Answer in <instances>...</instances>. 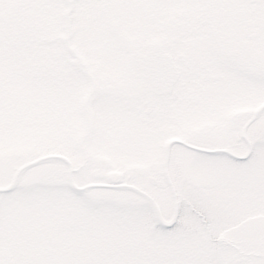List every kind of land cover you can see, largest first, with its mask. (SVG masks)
Wrapping results in <instances>:
<instances>
[{
	"label": "snow or ice",
	"instance_id": "6c2138e0",
	"mask_svg": "<svg viewBox=\"0 0 264 264\" xmlns=\"http://www.w3.org/2000/svg\"><path fill=\"white\" fill-rule=\"evenodd\" d=\"M240 6L229 0H0V34L10 24V10L44 7L68 12L63 18H49L38 37V47L53 63L32 85L44 123H56L60 129L59 143L32 142L10 159L2 131L6 112L0 103V174L15 171L16 180L13 188L0 192V264H264V235L234 249L226 259L197 250L140 252L114 246L58 251L38 243L62 236L59 231L44 223L13 224L9 219L11 201L20 191L45 199L53 189L66 190L73 206L85 212L119 203L148 211L164 193L176 205L177 217L164 226L165 233L181 234V218L190 207L199 209L207 232L222 228L225 220L204 208V174L246 166L264 147L260 141L249 146L248 156L235 154L241 150L242 136L251 135L255 119L264 112L243 127L242 121L226 122L218 109L240 74L239 64L219 50L193 49L179 36L157 43L144 28L111 26L99 17L85 22L83 13ZM244 6L261 9L264 3L244 0ZM130 134L157 169L154 178L149 179L153 169L108 175L110 165L100 169L93 163L98 151H123Z\"/></svg>",
	"mask_w": 264,
	"mask_h": 264
},
{
	"label": "rangeland",
	"instance_id": "374dc122",
	"mask_svg": "<svg viewBox=\"0 0 264 264\" xmlns=\"http://www.w3.org/2000/svg\"><path fill=\"white\" fill-rule=\"evenodd\" d=\"M32 2L44 4L48 0ZM142 9L148 14L147 19L142 20L140 14L134 22L129 20L131 9L103 14L83 13V16L85 22L95 21L99 17L111 26L150 28V36L146 31L145 34L152 41L159 42L162 19L157 17L158 9ZM177 9L182 16L179 24L187 29H193L196 23L205 24L208 20V15H199L197 9ZM256 12H260L264 22V8ZM244 13L245 19H254L248 9ZM67 14L66 9L44 7L10 10V24L0 34V103L6 112L2 131L10 159L32 142L42 141L55 145L61 139L56 123H44L45 117L36 105L32 85L43 68L53 63L44 55V49L38 47V37L46 29L49 18H63ZM167 18L166 24L170 22ZM252 30L255 29L248 28L247 33ZM257 32V38L247 36V41L240 44L243 49L237 57L223 53L234 59L241 71L220 99L218 109L226 122L242 121L243 127H247L258 114L264 112V33L261 34L259 30ZM59 38L63 39V34ZM200 46L208 50L212 47L207 41L205 44H194L193 49H199ZM255 109L257 114L251 118ZM49 119L55 120L54 117ZM205 123L211 124L214 121L206 119ZM249 131L251 135H243L241 138V150L235 153L238 157L248 156L250 145L264 141V117L255 119ZM122 147L124 150L119 153L98 151L93 157V163L100 168L97 161L106 159L107 165H110L106 169L108 175L112 171L120 174L123 171L145 173L153 169L149 177H155L157 169L139 151L134 134L124 138ZM14 173L0 174V189L12 182ZM15 184L16 180L12 188ZM203 186L208 194L204 208L211 216L225 220V225L215 233H209L202 227L204 217L195 207H190V211L181 218L182 231L179 236L165 233L164 227L153 218V208L156 206L158 209L159 222L167 225L174 220L176 205L164 193L152 202L148 211L134 204L119 203L99 212H85L73 206L72 194L66 190L53 189L45 199H37L31 192L20 191L11 201L9 219L13 224L36 226L44 223L54 231H59L62 236H53L38 243L41 248L58 251L114 246L140 252L197 250L226 259L233 254L234 249L253 244L264 235V147L258 150L257 156L246 166H226L207 171L203 176Z\"/></svg>",
	"mask_w": 264,
	"mask_h": 264
},
{
	"label": "flooded vegetation",
	"instance_id": "af4514ba",
	"mask_svg": "<svg viewBox=\"0 0 264 264\" xmlns=\"http://www.w3.org/2000/svg\"><path fill=\"white\" fill-rule=\"evenodd\" d=\"M229 2L239 3L242 6L212 10L197 9L199 15L207 14L208 20L205 24L196 23V27L193 29H187L182 24H179V18L182 16H180L177 8H158L157 17L158 19H162V25L159 29L161 37L159 42L167 39V32H169L171 36H179L181 42L191 48H194V44H205L208 41L209 45L212 46L211 51L219 50L227 55H235L232 52L237 51L236 55L241 54L243 46H240V44L243 41H247V36L254 39L257 38V30L261 34L264 33V22L260 17V12L258 14L256 12L259 9L247 8V6H244V0H229ZM261 2L264 3V0H261ZM246 9L249 10V15L254 17L253 20L245 19L244 11ZM129 14H131V19L129 20L132 22L138 19L140 14L142 15L141 19H147L148 17V14H145L142 8L131 9V13L129 12ZM165 18L170 21L168 24H166ZM198 18L202 19L201 17ZM248 28H254L255 30L247 33ZM145 31L149 36L152 33L150 28H146ZM199 49H201V46Z\"/></svg>",
	"mask_w": 264,
	"mask_h": 264
},
{
	"label": "water",
	"instance_id": "95a60500",
	"mask_svg": "<svg viewBox=\"0 0 264 264\" xmlns=\"http://www.w3.org/2000/svg\"><path fill=\"white\" fill-rule=\"evenodd\" d=\"M100 164V166L102 167V166H104V162H101V163H99ZM112 175H118L117 173H112ZM14 179H15V176H14ZM14 179L12 180V183H13V181H14ZM11 183V184H12ZM10 184V185H11ZM9 185V187H7V188H3V190H7V189H9L11 186Z\"/></svg>",
	"mask_w": 264,
	"mask_h": 264
},
{
	"label": "trees",
	"instance_id": "16d2710c",
	"mask_svg": "<svg viewBox=\"0 0 264 264\" xmlns=\"http://www.w3.org/2000/svg\"><path fill=\"white\" fill-rule=\"evenodd\" d=\"M0 50H1V47H0Z\"/></svg>",
	"mask_w": 264,
	"mask_h": 264
}]
</instances>
